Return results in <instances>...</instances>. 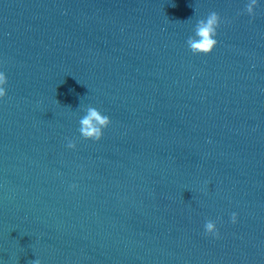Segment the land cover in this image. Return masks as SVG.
Instances as JSON below:
<instances>
[{"label": "water", "instance_id": "95a60500", "mask_svg": "<svg viewBox=\"0 0 264 264\" xmlns=\"http://www.w3.org/2000/svg\"><path fill=\"white\" fill-rule=\"evenodd\" d=\"M247 2L0 0V264H264V0ZM211 11L217 44L194 55ZM89 105L111 121L98 141Z\"/></svg>", "mask_w": 264, "mask_h": 264}, {"label": "clouds", "instance_id": "9594fccd", "mask_svg": "<svg viewBox=\"0 0 264 264\" xmlns=\"http://www.w3.org/2000/svg\"><path fill=\"white\" fill-rule=\"evenodd\" d=\"M258 0H248L245 5L244 11L249 16H254V8L257 6ZM221 17L215 11H211L205 18L197 20L194 29L193 35H190L187 38L186 44L190 51L196 54H208L210 53L215 45L217 40L215 39L217 35V29L220 26ZM7 83V78L4 72L0 71V98H3L6 95L5 85ZM85 115H83L79 120L78 131L81 137L85 140L98 141L103 135V129L110 124V118L107 115L102 114L97 108L89 105L84 109ZM75 142L69 140L67 147L72 149L75 148ZM70 187H75L71 185ZM230 220L232 223H235L237 220V213H231ZM204 234L212 235L214 237L219 236V231L216 226V222L212 220L205 221L204 224ZM31 264H41L39 259L31 260Z\"/></svg>", "mask_w": 264, "mask_h": 264}]
</instances>
